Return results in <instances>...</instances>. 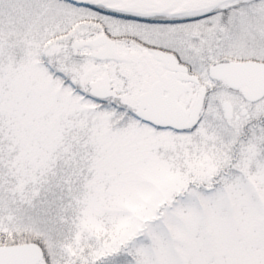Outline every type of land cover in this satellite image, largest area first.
Instances as JSON below:
<instances>
[{
    "label": "snow or ice",
    "instance_id": "obj_1",
    "mask_svg": "<svg viewBox=\"0 0 264 264\" xmlns=\"http://www.w3.org/2000/svg\"><path fill=\"white\" fill-rule=\"evenodd\" d=\"M0 264H264V0H0Z\"/></svg>",
    "mask_w": 264,
    "mask_h": 264
}]
</instances>
